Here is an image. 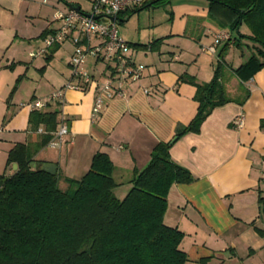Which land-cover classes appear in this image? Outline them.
<instances>
[{
    "label": "crops",
    "instance_id": "crops-1",
    "mask_svg": "<svg viewBox=\"0 0 264 264\" xmlns=\"http://www.w3.org/2000/svg\"><path fill=\"white\" fill-rule=\"evenodd\" d=\"M195 1L180 6L189 10L179 13L178 28L174 23L154 49L141 48L138 55L140 47L133 48L137 44L122 36L133 45L132 60L146 69L137 82L126 86L125 95L108 102L101 115L93 116V88L68 90L64 104L53 103L50 108L58 109L59 120L67 121L70 138L62 147L48 144L39 149L35 160L55 163L59 183L63 182L66 190V179L82 178L93 157L105 153L115 166L113 177L119 186L114 192H120L121 196H116L123 199L132 178L150 162L155 146L171 143L172 160L195 178L191 184L171 187L164 218L167 226L185 234L181 249L188 255L186 264H264V207L260 202L264 198V69L244 83L250 92L244 104L230 102L218 107L204 121L200 133L176 136L177 128L188 125L199 106L194 100L196 88L188 83L177 85L179 77L190 74L200 83L209 82L217 64L212 62V72L201 78V70L195 72L201 68V56L189 52L191 46L185 41L211 46L219 33L228 31L209 19L207 0ZM72 5L80 6L72 3L68 9ZM43 13V3L34 0H0V174L7 176L16 171L14 164H6L9 151L18 143L36 147L42 140L43 132L29 130L31 109L26 103L50 97L72 76L74 47L70 42L56 50L54 45L45 56L30 55L44 48L46 31L60 27ZM188 13L193 25L186 18ZM242 32L250 33L246 26ZM226 41L217 46L216 57ZM67 43L71 47L68 73L55 65ZM232 48L225 61L234 76L226 82L223 78V82L229 96L236 99L243 93L234 70L248 57L230 55ZM156 52L163 56L144 62L143 58ZM86 67L95 76H102L106 69L93 60H88ZM241 116L243 125L238 126Z\"/></svg>",
    "mask_w": 264,
    "mask_h": 264
},
{
    "label": "trees",
    "instance_id": "trees-1",
    "mask_svg": "<svg viewBox=\"0 0 264 264\" xmlns=\"http://www.w3.org/2000/svg\"><path fill=\"white\" fill-rule=\"evenodd\" d=\"M172 1L146 0L137 10L167 6ZM207 1L209 19L228 30L229 38L218 51L209 82L200 83L190 74L179 77L177 85L188 83L196 88L194 100L199 106L194 119L177 128V138L200 133L216 108L230 102L244 104L250 95L244 83L264 69V0ZM243 26L249 34L242 32ZM159 42L139 46L154 49ZM231 45L242 53L246 47L250 51L246 62L234 70L243 93L236 99L229 96L223 82ZM59 113L50 106L32 110L29 130L42 128L41 142L36 147L18 143L8 153L7 166L16 163L18 168L11 176L0 174V264H186L188 255L181 249L185 234L167 226L164 218L171 187L191 184L195 178L172 160L171 143L155 146L150 162L132 178L123 199L114 192L119 186L113 177L115 166L105 153L93 157L82 178L66 179L69 187L64 190L59 174L40 171L42 161L35 160L38 150L53 139ZM33 162L37 168L31 167ZM260 202L264 207V198Z\"/></svg>",
    "mask_w": 264,
    "mask_h": 264
},
{
    "label": "built area",
    "instance_id": "built-area-1",
    "mask_svg": "<svg viewBox=\"0 0 264 264\" xmlns=\"http://www.w3.org/2000/svg\"><path fill=\"white\" fill-rule=\"evenodd\" d=\"M90 1L92 8L87 13L82 9L79 12L72 9L56 12L54 21H58L60 27L45 37L44 48L31 52L32 57L45 56L49 48L65 42H70L74 47L70 60L72 71L70 81L45 101L32 100L26 103L31 111L47 109L53 103L64 104L65 92L68 90L84 91L93 88L95 90L93 116H99L106 109L108 102L125 95L126 86L137 82L146 69L144 65L132 60V48L119 34L117 27L119 15L140 7L146 0ZM112 17H117V20L111 19ZM228 38V31L219 33L214 44L205 48L204 52L216 55L217 46ZM89 58L95 63L105 65L106 69L102 76H95L87 69ZM144 91L146 94L149 93L148 90ZM237 124L243 125L242 116L237 119ZM39 131L43 132L42 129ZM69 138V126L62 118L49 146L62 147L67 144Z\"/></svg>",
    "mask_w": 264,
    "mask_h": 264
},
{
    "label": "rangeland",
    "instance_id": "rangeland-1",
    "mask_svg": "<svg viewBox=\"0 0 264 264\" xmlns=\"http://www.w3.org/2000/svg\"><path fill=\"white\" fill-rule=\"evenodd\" d=\"M34 1L43 3V10H44L43 14L45 15L46 18H49L48 19L49 21L54 19L56 12L68 10V5L72 3L79 4L86 13L89 12L92 8V4L90 0H34ZM192 2L195 3L196 1L173 0L172 3L167 6L156 7V8L154 7L143 8L140 9L139 11L137 10L139 9V7H137L135 8L137 12H134L133 14H130V12L123 13L120 16L119 21L117 22L119 34L123 36L125 39H127L130 43L137 44L138 46L141 44H148L150 40L152 41L159 38L163 39V36L168 34L169 31L172 29L174 23L176 24L175 26L178 28V24H180L179 13L189 10L185 6L183 8L180 6L193 4ZM52 5H54L55 8ZM186 18L189 20L190 24L193 25L194 19L193 17L190 16V13L186 14ZM185 43H189V46H191V48H187L189 52H191L192 54L194 52H198V54H200L201 68L199 66V68H197L195 72L201 70V78H206L207 73L212 72L213 70L212 62L214 64L217 63V60H215L217 58L216 55H210L204 52V49L208 48L209 45L200 47L199 45L196 44V42L193 41L192 42L185 41ZM247 44L252 45V43L250 42H248ZM64 47L65 48H63V50L61 51L62 54L60 53L62 55L61 56L62 59L57 60L55 65L58 70H62L68 73L70 70L68 64L66 63L67 60L69 59L68 49H70L71 47L69 43L65 44ZM134 50H136V48ZM188 50H186L183 55H186L188 53ZM137 51H138V55H141L142 53L141 47L138 48ZM228 52L229 50L227 51L226 56ZM231 54L232 55L235 54L236 56L239 55L240 58L241 57L243 58L242 54H245L247 58L250 55V51L248 50L247 47L244 49V53H242L240 49L232 48V50H230V55ZM162 56L163 54L160 55L158 52H156L149 54L148 58H143V59L145 60L144 62L149 63L154 57H162ZM182 58L184 59V57ZM91 61L92 59L89 58V62ZM232 76L234 75L232 74L230 68L229 67L225 68L223 71L224 82L228 81ZM43 92L47 93L48 90L44 89ZM47 98H45L42 101H45ZM59 184L60 187L64 189L65 184L63 182H60ZM120 194L121 193L119 192L116 195L121 196Z\"/></svg>",
    "mask_w": 264,
    "mask_h": 264
},
{
    "label": "water",
    "instance_id": "water-1",
    "mask_svg": "<svg viewBox=\"0 0 264 264\" xmlns=\"http://www.w3.org/2000/svg\"><path fill=\"white\" fill-rule=\"evenodd\" d=\"M72 10H75V11H81V7L80 6H77L76 8L73 7V5L70 7ZM89 16H92V15H89ZM95 19H99V17H94ZM111 19L113 20H117V17H112ZM103 21H106V19H103ZM176 140V138L172 141L174 142ZM31 167L32 168H37L38 167V164L36 162H33L31 164ZM13 168L15 170H17L18 168V165L15 163L13 165ZM39 170L42 171V172H46L48 174H51V175H57V165L55 163H48V162H45V163H42L39 167Z\"/></svg>",
    "mask_w": 264,
    "mask_h": 264
}]
</instances>
